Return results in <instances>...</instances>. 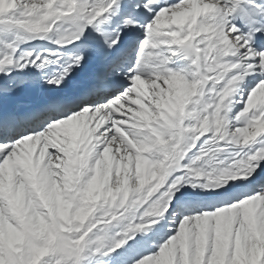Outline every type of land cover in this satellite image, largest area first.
<instances>
[{"label": "snow or ice", "instance_id": "obj_1", "mask_svg": "<svg viewBox=\"0 0 264 264\" xmlns=\"http://www.w3.org/2000/svg\"><path fill=\"white\" fill-rule=\"evenodd\" d=\"M0 264H264V0H0Z\"/></svg>", "mask_w": 264, "mask_h": 264}]
</instances>
